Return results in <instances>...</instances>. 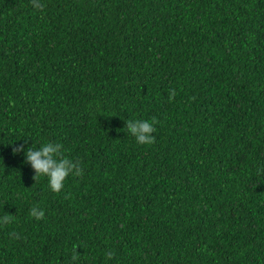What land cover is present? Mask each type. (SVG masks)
<instances>
[{"label": "trees", "instance_id": "trees-1", "mask_svg": "<svg viewBox=\"0 0 264 264\" xmlns=\"http://www.w3.org/2000/svg\"><path fill=\"white\" fill-rule=\"evenodd\" d=\"M39 3L0 0V264H264V0Z\"/></svg>", "mask_w": 264, "mask_h": 264}, {"label": "clouds", "instance_id": "clouds-1", "mask_svg": "<svg viewBox=\"0 0 264 264\" xmlns=\"http://www.w3.org/2000/svg\"><path fill=\"white\" fill-rule=\"evenodd\" d=\"M32 6L36 9H42L43 5L39 3V0H31ZM174 96V92L170 93L169 99ZM148 121H128L125 125L127 132L131 134L140 145H151L155 142V138L152 133L155 131L153 124ZM62 145L55 143H46L38 149L29 147L25 150L23 145L13 148V154L24 153V163L30 165L34 175L32 180L35 182L39 177H46L48 180V187L52 192L59 193L63 186L65 179L71 174L79 177L83 174L79 162L73 163L72 160L63 156ZM29 215L36 220L44 218V211L34 206L30 209ZM14 219V215L6 214L3 216L0 223L8 224ZM13 238L18 239L15 233H10ZM77 246H73L72 259L77 260L79 254L76 251ZM107 258H112V253H107Z\"/></svg>", "mask_w": 264, "mask_h": 264}]
</instances>
